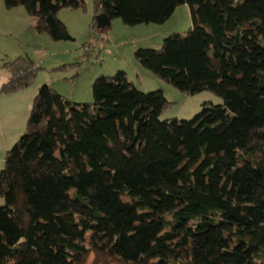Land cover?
Instances as JSON below:
<instances>
[{
  "label": "trees",
  "instance_id": "obj_1",
  "mask_svg": "<svg viewBox=\"0 0 264 264\" xmlns=\"http://www.w3.org/2000/svg\"><path fill=\"white\" fill-rule=\"evenodd\" d=\"M3 2L54 42L73 41L60 11L86 4ZM93 2L127 26L163 24L188 5L192 29L135 58L224 104L162 121L164 93L138 91L124 71L95 80L92 104L42 85L0 172V264H264V0ZM3 69L5 94L38 73L28 58Z\"/></svg>",
  "mask_w": 264,
  "mask_h": 264
},
{
  "label": "rangeland",
  "instance_id": "obj_2",
  "mask_svg": "<svg viewBox=\"0 0 264 264\" xmlns=\"http://www.w3.org/2000/svg\"><path fill=\"white\" fill-rule=\"evenodd\" d=\"M95 17L93 0H86L84 9H63L59 18L73 41L54 42L36 31L35 17L29 16L24 8L9 10L0 0V89L9 80L3 69L5 61L28 58L38 69L30 87L14 93H0V172L6 168L8 151L26 133L34 99L44 84L73 104H92L95 80L112 77L123 70L138 91L164 93L169 105L160 117L162 121H190L205 104H224L209 91L194 96L179 91L145 69L135 58L138 49L159 51L169 36L186 35L193 26L188 5L177 7L163 24L127 26L116 18L105 32L94 27ZM138 70L144 72L141 79L136 78ZM4 205L5 200L0 197V207ZM93 258L91 255L87 264H91ZM109 264L122 263L110 261Z\"/></svg>",
  "mask_w": 264,
  "mask_h": 264
},
{
  "label": "water",
  "instance_id": "obj_3",
  "mask_svg": "<svg viewBox=\"0 0 264 264\" xmlns=\"http://www.w3.org/2000/svg\"><path fill=\"white\" fill-rule=\"evenodd\" d=\"M96 29L100 32H105L111 28V20L107 17L106 14H100L96 16Z\"/></svg>",
  "mask_w": 264,
  "mask_h": 264
},
{
  "label": "crops",
  "instance_id": "obj_4",
  "mask_svg": "<svg viewBox=\"0 0 264 264\" xmlns=\"http://www.w3.org/2000/svg\"><path fill=\"white\" fill-rule=\"evenodd\" d=\"M122 71H123V70H122ZM124 72L126 73V71H124ZM126 74H127V77H128V73H126ZM142 76H144V72L138 70V72H137V74H136V78H137V79H141ZM128 79H129V77H128ZM129 80H130L133 84H135L134 81H132L131 79H129Z\"/></svg>",
  "mask_w": 264,
  "mask_h": 264
}]
</instances>
